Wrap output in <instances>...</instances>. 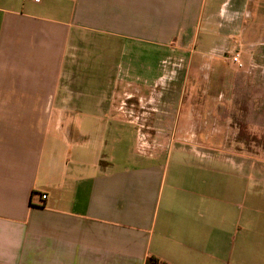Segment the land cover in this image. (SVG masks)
Masks as SVG:
<instances>
[{
  "label": "crops",
  "instance_id": "1",
  "mask_svg": "<svg viewBox=\"0 0 264 264\" xmlns=\"http://www.w3.org/2000/svg\"><path fill=\"white\" fill-rule=\"evenodd\" d=\"M260 5L0 0V264H264V170L184 102Z\"/></svg>",
  "mask_w": 264,
  "mask_h": 264
},
{
  "label": "rangeland",
  "instance_id": "2",
  "mask_svg": "<svg viewBox=\"0 0 264 264\" xmlns=\"http://www.w3.org/2000/svg\"><path fill=\"white\" fill-rule=\"evenodd\" d=\"M262 9V5L256 7V18L253 21L256 28L250 35V41L247 43L242 35L237 37L234 41L235 49L225 52L220 57V60L229 59L230 62L235 52L240 53L239 64H235L228 75L225 70L220 71L218 83L212 85L210 78L201 82L197 76H194L193 70H198V67H194L190 69L184 82L186 96L184 102L191 111L193 108L199 111L207 102L197 95L200 91L211 88L220 92L218 124L226 128L233 125L235 130H220L219 133L209 130V133L215 136L219 134L221 140L231 138L244 140V147L236 146L235 152L242 153L244 150L245 153L250 154L253 158V170H264V160H262L264 159V33L261 34L264 31V18H262L264 11ZM227 82L229 84L233 82V89ZM89 85L76 84L75 89L87 91L90 89ZM95 85H91L92 90ZM192 96L195 98H191ZM126 140L129 142L128 137Z\"/></svg>",
  "mask_w": 264,
  "mask_h": 264
},
{
  "label": "built area",
  "instance_id": "3",
  "mask_svg": "<svg viewBox=\"0 0 264 264\" xmlns=\"http://www.w3.org/2000/svg\"><path fill=\"white\" fill-rule=\"evenodd\" d=\"M32 1H38V0H32ZM231 60H232L233 63H235V64H239V62H240V53H239V52H235V53L232 55ZM42 198L45 199L46 196L43 195Z\"/></svg>",
  "mask_w": 264,
  "mask_h": 264
}]
</instances>
